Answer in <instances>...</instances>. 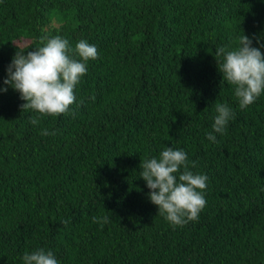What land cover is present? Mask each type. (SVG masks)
<instances>
[{
    "label": "trees",
    "instance_id": "obj_1",
    "mask_svg": "<svg viewBox=\"0 0 264 264\" xmlns=\"http://www.w3.org/2000/svg\"><path fill=\"white\" fill-rule=\"evenodd\" d=\"M44 35L98 58L70 114L33 125L4 80ZM243 35L264 44V0H0V264L41 248L59 264H264V94L240 109L216 61ZM216 103L235 114L223 135ZM169 147L208 177L182 227L140 177Z\"/></svg>",
    "mask_w": 264,
    "mask_h": 264
},
{
    "label": "clouds",
    "instance_id": "obj_2",
    "mask_svg": "<svg viewBox=\"0 0 264 264\" xmlns=\"http://www.w3.org/2000/svg\"><path fill=\"white\" fill-rule=\"evenodd\" d=\"M259 43V41H258ZM41 46L22 54L17 51L8 67V78L4 84L13 88L25 101L21 110H31V123L37 125L42 117H59L70 114L76 103L75 89L87 73L89 61L98 58V50L86 40H80L75 49H70L69 41L60 36L40 38ZM264 44L254 47L253 40L243 35L238 38L235 49L224 47L216 50V56L222 57L218 70L223 80L233 87L240 109H246L264 94ZM74 52V56L69 53ZM7 92V87L3 89ZM213 131L223 135L234 118V112L227 104L216 103ZM42 135H49L44 130ZM55 134V133H51ZM207 139L215 142L212 133ZM197 165L189 161L183 150L165 148L159 158L142 161L140 177L150 189L149 199L158 207V215L164 216L173 227H182L196 222L206 206L204 192L208 177L193 173L190 168ZM93 222H108L93 218ZM23 264H59L52 251L43 248L25 253Z\"/></svg>",
    "mask_w": 264,
    "mask_h": 264
}]
</instances>
